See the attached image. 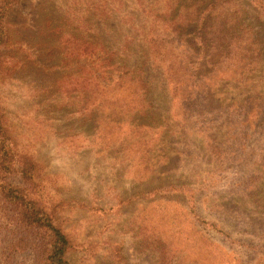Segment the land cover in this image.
Wrapping results in <instances>:
<instances>
[{"label":"rangeland","instance_id":"1","mask_svg":"<svg viewBox=\"0 0 264 264\" xmlns=\"http://www.w3.org/2000/svg\"><path fill=\"white\" fill-rule=\"evenodd\" d=\"M89 1L19 0L8 11L11 41L0 53V110L13 152L27 158L33 174L22 178L12 162L11 183L36 207L57 205V222L74 245L70 264H264V119L250 129L243 149L226 145L222 156L213 153L206 132L183 140L175 135L186 142L176 143L184 154L165 161L159 146L134 155L135 138L111 121V111L92 114L83 106L87 95L67 92L63 82L78 75L80 61H64L62 34L74 33L81 19L95 14ZM122 1L129 21L117 11L91 19L115 47L132 30L130 22L144 18L139 0ZM222 1L237 16L245 9L240 21L254 29L261 54L249 61L252 71L229 68L215 74L210 87L225 102L255 92L264 97V0L260 8L252 0ZM132 47L125 61H142L140 46ZM144 67L155 111L172 119L171 131L178 109L168 78L159 67ZM150 139L156 145L160 133ZM144 156L155 168L144 164ZM161 204L168 218L155 212ZM14 217L0 202V264H42L35 260L41 248L19 240L24 233L14 227Z\"/></svg>","mask_w":264,"mask_h":264},{"label":"trees","instance_id":"2","mask_svg":"<svg viewBox=\"0 0 264 264\" xmlns=\"http://www.w3.org/2000/svg\"><path fill=\"white\" fill-rule=\"evenodd\" d=\"M18 2L0 0V53L11 41L6 16ZM251 2L260 8V0ZM139 4L144 14L143 22H130L132 30L123 35L117 47L100 37L91 19L97 13L117 11L129 21L122 0H90L89 9L96 11L95 14L81 19L80 28L76 27L78 30L74 33L61 30L65 44L64 61L69 62L71 58L80 61L78 75H68L63 81L68 85L67 92H79L81 98L87 95L83 106L92 107L88 108L92 114L97 115L104 108L111 111V121L122 124L125 134L135 138L134 155H144V151L155 150L156 146H159L164 161L171 155L184 154L176 143L186 145V142H177L174 138L176 135L177 140H183L190 132H206L213 153L219 156L224 154L226 145L230 149H243L250 129L258 127L264 119V97L255 92L243 99L225 102L216 97L210 80L217 73L229 72V68L252 71L249 61L261 54L254 29L243 19L240 21L245 9L237 16L238 10L231 9L227 6L229 3L224 4L222 0H156L154 4L153 1L139 0ZM243 25L247 27L242 28ZM136 45L140 46L143 59L128 63L125 57L133 53L132 46ZM145 63L148 67L162 69L163 77L169 81L166 86L175 95L178 109L175 115L178 117L171 131L168 127L172 119L162 117L163 111H155L150 89L152 78L144 67ZM74 86L76 88L72 89ZM43 92L46 91L43 89ZM116 116L119 120L114 118ZM4 122L6 119L0 110V178L5 177L0 183V202L6 203L15 214L14 227H18L19 232L23 229L24 237L19 240L31 239L32 245L41 248L35 260H41L42 264H70L67 255L74 245L57 222V205L49 206L48 210L36 207L25 190L21 191V186L14 185L9 179L12 162L18 164L16 170L20 171L18 175L22 178L33 174L31 167L27 166V158L13 152ZM159 133L161 141L151 144L149 136ZM189 143L198 149L195 143ZM234 153L230 151V154ZM149 158L145 160L144 156V164L153 166ZM161 211L163 218L169 217L162 204L155 212ZM20 243H12V246L16 248Z\"/></svg>","mask_w":264,"mask_h":264}]
</instances>
